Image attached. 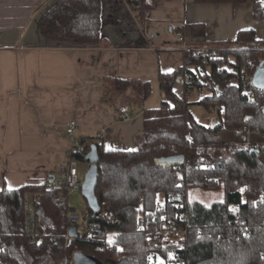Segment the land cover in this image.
Listing matches in <instances>:
<instances>
[{
    "label": "trees",
    "instance_id": "obj_1",
    "mask_svg": "<svg viewBox=\"0 0 264 264\" xmlns=\"http://www.w3.org/2000/svg\"><path fill=\"white\" fill-rule=\"evenodd\" d=\"M246 1L194 0L233 5ZM249 1L253 18L264 21V2ZM148 3L140 4L142 9ZM100 14L99 0H59L40 17L39 27L48 37L94 46L101 38ZM191 32L197 37L205 34L202 24H194ZM182 54V68L158 76L166 101L158 109L143 111L136 149L106 150L102 142L87 137L68 151V157L86 163L90 145H96L99 212L91 219L99 226L64 241L70 208L52 174L41 183L17 189L4 185L0 189V263L73 264V254L82 252L103 264H156L157 256L162 264H264V89L251 83L264 61V41H257L254 31L242 30L221 48ZM180 74L184 76L182 97L173 91ZM115 84L118 90L131 88L141 100L151 92L149 82L118 80ZM194 93L200 99L191 102ZM192 104L215 110L217 121L198 123L190 111ZM177 155L184 157L182 164L162 161ZM196 190L221 192L222 197L205 204L190 198ZM26 192L36 196L38 236L34 239L22 232ZM159 194L164 203L155 213L157 219L164 217L185 231L174 241L153 234L147 237L146 229L136 227L141 214H153ZM169 195L171 201L166 200ZM86 211L92 216L88 206ZM103 212L112 213L119 225L106 224L100 218ZM154 226L157 221L148 224L150 232ZM112 230L115 233L107 236ZM51 237L57 240L50 241Z\"/></svg>",
    "mask_w": 264,
    "mask_h": 264
},
{
    "label": "crops",
    "instance_id": "obj_2",
    "mask_svg": "<svg viewBox=\"0 0 264 264\" xmlns=\"http://www.w3.org/2000/svg\"><path fill=\"white\" fill-rule=\"evenodd\" d=\"M57 1L0 0V189L38 184L47 174L57 177L68 160L65 130L71 123L78 141L91 137L106 150L136 149L143 111L166 101L159 74L183 66L179 36L196 50L221 48L242 30L264 41V21L253 18L249 0L235 5L151 0L146 10L126 0H99L100 41L79 46L48 37L39 27ZM194 24L203 25V37L192 35ZM118 80L149 82V97L118 90ZM173 91L183 96L182 74Z\"/></svg>",
    "mask_w": 264,
    "mask_h": 264
},
{
    "label": "built area",
    "instance_id": "obj_3",
    "mask_svg": "<svg viewBox=\"0 0 264 264\" xmlns=\"http://www.w3.org/2000/svg\"><path fill=\"white\" fill-rule=\"evenodd\" d=\"M151 0H126L128 3H133L140 5L142 3L150 2ZM177 48L178 50L184 52L188 51L191 48L182 36L177 38ZM233 48H238L237 44H234ZM196 50V49H193ZM75 124L71 123L65 130L66 135L70 139L69 151L74 150L79 146V141L75 138ZM78 166L79 162L73 158L68 157L66 163L62 164L58 170V176L56 177L57 184L62 187L65 191V196L69 197L70 194H73L75 191H80V187L82 181L78 179ZM173 196L169 195L167 197V201H171ZM36 200V196L31 193L26 192L23 197V222H22V232L31 239H34L38 236V233L35 228V213H34V202ZM164 197L162 200H158L155 205V209L153 214L150 212L141 214L136 223L137 229H146L147 237H151V235L163 236L164 235H172L175 239L181 237L185 233V231L179 230L173 221L166 220L164 217L157 219L156 212H159L163 209ZM91 214L88 211L84 212H76L75 210L69 209L66 214V220L69 226H75L78 235L80 233H85L90 229L97 228L99 226L98 222H93ZM106 224L110 225L113 228H116L119 225V220L112 215L110 212H103L100 217ZM181 219H185L184 216L180 217ZM158 222V226H154L153 231L150 232L148 229V224L151 225L154 222ZM151 223V224H150ZM174 223V224H173ZM79 225L81 226V230H79ZM112 233H115V230H112L111 233H107V236H110ZM245 234V231L242 232ZM201 235V233H199ZM64 241L71 239L68 235V232L63 237ZM174 239V240H175ZM50 241L55 242L57 237L49 238ZM6 264V263H0Z\"/></svg>",
    "mask_w": 264,
    "mask_h": 264
},
{
    "label": "water",
    "instance_id": "obj_4",
    "mask_svg": "<svg viewBox=\"0 0 264 264\" xmlns=\"http://www.w3.org/2000/svg\"><path fill=\"white\" fill-rule=\"evenodd\" d=\"M251 83L256 88L264 89V61L257 67L252 75ZM84 160L87 163V170L80 187V193L92 212V216L95 217L99 212V205L95 196V186L98 178L97 163L99 161L96 145H90V150L86 153ZM162 161L175 166L182 164L184 162V157L182 155H177L162 159ZM67 232L71 238L78 237L75 226H69ZM72 262L73 264H103L98 259L82 252H75L73 254Z\"/></svg>",
    "mask_w": 264,
    "mask_h": 264
},
{
    "label": "rangeland",
    "instance_id": "obj_5",
    "mask_svg": "<svg viewBox=\"0 0 264 264\" xmlns=\"http://www.w3.org/2000/svg\"><path fill=\"white\" fill-rule=\"evenodd\" d=\"M203 94L205 95L206 93H203ZM198 97L199 96H197V94L194 93V95L190 97V101L194 102ZM190 111L193 117L197 120V122L202 125H210V124H213L214 120L217 121V113L215 110H207L206 108L202 106L192 104L190 106ZM221 156L225 157L226 152L222 151ZM86 169H87V163H81L79 166V175H78V179L80 181H83ZM221 197H222L221 192H202L198 190L190 192L191 199L200 201L205 204H209L212 201L219 200L221 199ZM162 199H163V195L159 194L158 200H162ZM68 205L70 209L75 210L76 212H79V213L84 212L87 206L86 201L82 197L80 191H75L73 194H70L68 198ZM78 228L79 230H81L80 225ZM163 238L167 239L168 241H174L175 239L172 235H168V234L164 235ZM155 263L156 264L163 263V260L161 259L160 256H157Z\"/></svg>",
    "mask_w": 264,
    "mask_h": 264
},
{
    "label": "snow or ice",
    "instance_id": "obj_6",
    "mask_svg": "<svg viewBox=\"0 0 264 264\" xmlns=\"http://www.w3.org/2000/svg\"><path fill=\"white\" fill-rule=\"evenodd\" d=\"M109 242L111 243V238H110Z\"/></svg>",
    "mask_w": 264,
    "mask_h": 264
}]
</instances>
